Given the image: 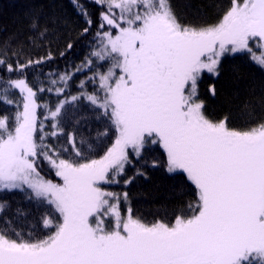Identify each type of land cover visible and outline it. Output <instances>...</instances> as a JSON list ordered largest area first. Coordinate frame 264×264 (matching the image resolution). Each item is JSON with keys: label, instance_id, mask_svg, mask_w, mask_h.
<instances>
[{"label": "snow or ice", "instance_id": "snow-or-ice-1", "mask_svg": "<svg viewBox=\"0 0 264 264\" xmlns=\"http://www.w3.org/2000/svg\"><path fill=\"white\" fill-rule=\"evenodd\" d=\"M72 3L85 33L94 23L103 29L93 55L110 67L93 77L103 96L87 99L110 110L115 141L99 159H87L69 135L75 155L65 158L68 149L46 143L63 132L57 118L64 102L49 109L54 131L45 133L37 91L24 78L8 82L21 104L11 127L7 116L0 118V190L27 186L58 216L44 219L52 229L44 238L0 230V264H264V122L230 128L227 117L205 115L198 95L202 74L218 76L226 54L247 52L264 68V0H230L218 22L200 26L181 23L170 0H94L98 21L81 0ZM31 63L17 68L23 73ZM7 69L13 71L10 63ZM70 78L61 75L47 90L59 95L57 84ZM149 143L164 149L169 172L185 173L194 185L190 215L148 222L131 206L122 210L127 192L104 189L119 182L130 163L127 150L139 156ZM41 158L59 183L41 176Z\"/></svg>", "mask_w": 264, "mask_h": 264}, {"label": "trees", "instance_id": "trees-1", "mask_svg": "<svg viewBox=\"0 0 264 264\" xmlns=\"http://www.w3.org/2000/svg\"><path fill=\"white\" fill-rule=\"evenodd\" d=\"M94 21L99 20L101 7L94 0H81ZM175 15L183 24L200 26L218 22L230 0H170ZM39 25V31L32 25ZM83 18L73 7L72 0H0V118L8 117L12 126L17 105L21 104L19 89L11 88V80L24 78L37 91L40 107L37 115L46 129L45 108L64 102L58 122L61 134L51 145L63 152L65 158L74 157L68 136L75 138L77 147L87 159H99L115 141V128L110 116L100 108L81 100L84 90L98 92L93 74L104 71L102 61L90 56L99 44L96 23L85 33ZM43 33V35H41ZM72 47L69 48L68 45ZM51 54V59H47ZM41 60L37 64L35 61ZM21 73L17 65L27 64ZM87 62H92L88 64ZM11 64L13 71H8ZM77 69H80L77 71ZM71 78L58 95L53 80L61 75ZM84 87L81 88V84ZM45 91L39 92L38 87ZM215 94L213 95L212 89ZM198 95L204 103L205 115L218 121L227 117L228 126L246 130L264 122V68L258 66L249 53L226 56L219 75H203L198 81ZM77 97L73 100V97ZM7 100L12 103H6ZM130 163L118 177V183L107 188L120 194L128 193V205L133 215L148 222L173 221L181 214H191L189 205L196 202L195 187L182 173H170L167 155L159 145H146L138 157L130 155ZM38 171L44 179L59 182L54 170L41 158ZM131 180V183L125 181ZM0 230L8 228L25 238H44L52 229L45 228L44 219L58 216L54 208L31 189L0 190Z\"/></svg>", "mask_w": 264, "mask_h": 264}, {"label": "rangeland", "instance_id": "rangeland-1", "mask_svg": "<svg viewBox=\"0 0 264 264\" xmlns=\"http://www.w3.org/2000/svg\"><path fill=\"white\" fill-rule=\"evenodd\" d=\"M117 12H118V10H117ZM113 32L115 33V30H113ZM98 47H99V44H98V46L92 51V53H91V55L90 56H94L93 55V52L95 51V50H97L98 49ZM253 48H254V51H256L257 52V55H259V49H256L255 48V45H253ZM244 53H247V52H244ZM238 54H242V53H236V54H226L223 58H225L226 56H233V55H238ZM251 56V55H250ZM222 58V59H223ZM222 59H221V61H222ZM253 60V59H252ZM94 61H99V60H97V58L96 57H94L93 58V61L92 62H94ZM254 61V60H253ZM92 62H87L88 64H90V63H92ZM103 63H104V65L106 66V69L104 70V71H99V72H106L107 70H108V67H110V62H108V61H102ZM255 62V61H254ZM256 63V62H255ZM257 64V63H256ZM258 65V64H257ZM259 66V65H258ZM99 72H96V73H93V74H89V76L90 77H96V74L97 73H99ZM203 75H210V76H212V77H217L216 75H213V74H210V73H207V72H205V73H203L202 74V76ZM201 76V77H202ZM97 80H96V82H97V85H98V92L97 93H92V92H89L88 90H84V91H82L81 93H79V97L81 98V100H85L86 102H88V103H90V104H92L91 103V101H89L88 99H87V96H89V95H99V96H103V92L100 90V88H99V82H98V77L96 78ZM59 105V102H57V103H55V105H54V107L51 109V110H55V108L57 107ZM93 106H95V107H97V108H99L98 106H96V105H94V104H92ZM104 113H105V111H104V109H102V108H100ZM44 115H49V110L47 111L46 110V108H45V112H44ZM109 116H110V110H109V114H108ZM46 116V117H47ZM39 118V117H38ZM39 122H40V120H39ZM52 123H53V121L49 118L48 119V127H49V129H46L45 128V126H44V132L45 133H50V132H52V131H54V129H52V127H51V125H52ZM8 124H9V122H8ZM14 124V123H13ZM44 125V124H43ZM9 127H11V125L9 124ZM55 137H47V139H46V143H50L51 144V141L54 139ZM146 145H158V144H151V143H149V144H146ZM145 145V146H146ZM162 148V147H161ZM163 149V148H162ZM128 152H129V160H130V155H132V156H134V157H138L137 155H135V153L132 151V149L131 148H129L128 150H127ZM163 151H164V149H163ZM141 153H142V151H141ZM140 156V155H139ZM128 165V163L125 165V168H126V166ZM124 168V169H125ZM170 173H182V172H170ZM182 174H184L185 176H186V174L185 173H182ZM119 177V176H118ZM118 177L116 178L117 180H118ZM187 177V176H186ZM59 179V178H58ZM54 182V181H53ZM60 182V181H59ZM58 181L57 182H55V183H59ZM116 183H110V184H105V185H103V187H104V189L106 190V191H110L107 187L108 186H111V185H115ZM24 187H26V188H28L27 186H24ZM12 190H21V189H19V188H17V189H12ZM33 193V192H32ZM123 193H125V192H121L120 193V195L122 196V194ZM34 194V193H33ZM35 195V194H34ZM126 206H129L128 205V202H127V205H123V202H122V210H125L126 209ZM58 214V213H57ZM48 219H51V218H48Z\"/></svg>", "mask_w": 264, "mask_h": 264}]
</instances>
